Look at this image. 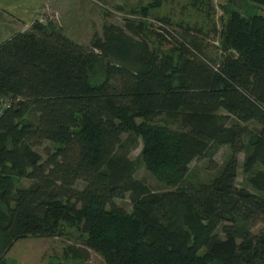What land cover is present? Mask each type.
Returning a JSON list of instances; mask_svg holds the SVG:
<instances>
[{
    "label": "trees",
    "instance_id": "1",
    "mask_svg": "<svg viewBox=\"0 0 264 264\" xmlns=\"http://www.w3.org/2000/svg\"><path fill=\"white\" fill-rule=\"evenodd\" d=\"M227 1L220 62L177 55L186 43L164 18L156 23L178 48L171 56L148 49L142 23H128L129 34L112 27L90 47L38 19L0 43V94L14 100L0 117V264L22 239L69 231L105 264H264V196L235 182L252 122L260 129L247 173L264 150V0ZM99 60L106 75L97 84ZM180 110L186 136L136 124ZM222 110L236 120L229 129L210 121ZM132 132L149 173L175 192L158 195L135 178L137 164L119 153ZM45 143L55 147L42 160L33 149ZM221 144L231 148L221 176L183 187L190 164L213 159ZM255 181L263 190L264 175ZM128 195L132 213L117 204ZM165 205L174 219L157 215Z\"/></svg>",
    "mask_w": 264,
    "mask_h": 264
},
{
    "label": "rangeland",
    "instance_id": "2",
    "mask_svg": "<svg viewBox=\"0 0 264 264\" xmlns=\"http://www.w3.org/2000/svg\"><path fill=\"white\" fill-rule=\"evenodd\" d=\"M65 1L64 3H67L68 9L63 14L61 11H57L53 7L55 4L52 3L54 5L49 6L45 10L46 12L38 16V19L45 25L50 22L55 23L58 28L64 29L68 36L85 46L91 47L94 42H103L104 38H106V32L112 27L121 29L129 34L128 23H133L134 25L142 23L148 28V34L151 32L148 40V49L158 52L160 57H163V54L171 56L173 53L176 54L175 52H177L178 48L161 36L160 32L162 29H160L158 24H153V21L164 18L168 19L173 27L179 31L182 40L186 43L182 53L177 52V55L190 61L203 57V59L212 63L220 62L222 50L220 33L223 29V21L221 20L226 16L222 8L229 7L227 0ZM143 9H148L146 12L150 16L147 17V20L140 16ZM260 13L264 15V11H260ZM26 29L30 30L31 28L28 27ZM98 56L99 59L102 57L100 54ZM103 62V60H99L93 66L90 75L93 83L98 84L105 79V63ZM34 115V113H31L29 119L34 121ZM187 116L186 110H180L176 113H166L157 116L149 120V122L142 117H137L135 120L136 124L147 122L151 126L164 128L177 137L179 135L186 136V133H188L183 122ZM234 119L222 110L210 121L215 125H225L229 129L236 123ZM248 127L250 131L245 137L246 149L238 155L239 164L235 182L238 188L264 196V188L261 190L259 184L255 181L258 175H264V150L260 155L259 162L252 168L253 172L247 173L244 169L247 155L258 147L254 143L257 140L256 136L260 129L256 122L250 123ZM123 137L124 145L120 148L119 153L127 156L137 164L135 178L142 182L151 192L158 195H168L173 191L175 192V188L166 184L163 185L157 177L149 173L146 165L141 161L144 147L143 138L136 136L134 132L128 133ZM47 147L53 148L55 145L45 143L42 147H35L33 150L40 155L42 160H45L46 154L44 151ZM229 156H231L230 145L221 144L217 154L212 157L213 159L206 158L193 161L189 166V173L182 183L183 187L211 183L219 178L223 169H225ZM10 171L16 173V170H12L11 166ZM14 178L19 186L28 188L34 183L31 180L18 178L15 174ZM128 197L129 195L125 199L118 200L117 204L128 213H132L133 205ZM170 208V205L162 206L159 208L157 215L161 218L166 215L164 221L174 219L175 215ZM69 232L67 238L28 237L18 241L13 249L8 252L6 264H105L100 254L82 244L76 231ZM72 248H75V250L73 249L74 252ZM75 253L76 257L74 256Z\"/></svg>",
    "mask_w": 264,
    "mask_h": 264
},
{
    "label": "crops",
    "instance_id": "3",
    "mask_svg": "<svg viewBox=\"0 0 264 264\" xmlns=\"http://www.w3.org/2000/svg\"><path fill=\"white\" fill-rule=\"evenodd\" d=\"M65 0H0V43L10 39L17 33L28 31L32 24L38 20L41 13L46 12L49 6L62 14L67 11ZM54 3V4H52ZM61 14V15H62ZM23 26V27H22ZM62 29V28H61ZM62 31L65 33L64 29ZM66 34V33H65ZM68 36V34H66ZM71 38L70 36H68ZM81 44L79 41L71 38ZM83 45V44H82Z\"/></svg>",
    "mask_w": 264,
    "mask_h": 264
},
{
    "label": "built area",
    "instance_id": "4",
    "mask_svg": "<svg viewBox=\"0 0 264 264\" xmlns=\"http://www.w3.org/2000/svg\"><path fill=\"white\" fill-rule=\"evenodd\" d=\"M153 24H158L159 27L161 26V24L159 22L156 23V21H153ZM12 102H14V100H12L11 97L0 94V117L4 114L5 110L12 105Z\"/></svg>",
    "mask_w": 264,
    "mask_h": 264
},
{
    "label": "water",
    "instance_id": "5",
    "mask_svg": "<svg viewBox=\"0 0 264 264\" xmlns=\"http://www.w3.org/2000/svg\"><path fill=\"white\" fill-rule=\"evenodd\" d=\"M235 3L237 4V7H238V8H240V6H239V4H238L237 0L235 1Z\"/></svg>",
    "mask_w": 264,
    "mask_h": 264
}]
</instances>
